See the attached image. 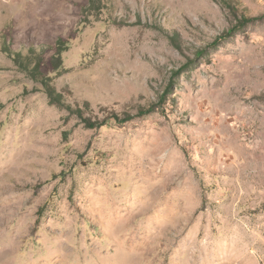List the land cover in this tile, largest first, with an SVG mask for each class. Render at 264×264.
<instances>
[{"label": "rangeland", "instance_id": "1", "mask_svg": "<svg viewBox=\"0 0 264 264\" xmlns=\"http://www.w3.org/2000/svg\"><path fill=\"white\" fill-rule=\"evenodd\" d=\"M88 5L0 0V264H264V0Z\"/></svg>", "mask_w": 264, "mask_h": 264}, {"label": "trees", "instance_id": "2", "mask_svg": "<svg viewBox=\"0 0 264 264\" xmlns=\"http://www.w3.org/2000/svg\"><path fill=\"white\" fill-rule=\"evenodd\" d=\"M101 3V0H89V5L86 7L87 9H94V8H97ZM236 31L235 28H231L230 30H228L226 33H224L222 36H220V38H226L230 35H232L234 32ZM62 40H59L58 41V47L59 48H62ZM58 55V56H57ZM57 55H55L53 57V59H57V58H60L59 55H60V51L57 52ZM20 60L23 61L22 57H19ZM24 62V61H23ZM25 62L26 59H25ZM52 64L54 65L55 68H59L61 66V63H54V60L51 61ZM25 68L31 73L32 77L35 79V80H38L40 81L43 86H44V89H46V92L48 94V97H49V100H50V103L52 104H57L59 106H62V107H67L69 109H71L72 107L70 105H67L65 100H64V97H63V94L58 92L54 87L53 85H51L50 83V79L51 77L47 76V73H45L44 71H42V63L41 62H37L35 64V66L31 67L30 65H24ZM77 111H81V109H77ZM145 112L143 110L139 111L137 114H129L127 116H125L124 118H120L119 116H117V120L120 121V122H125V121H128L130 119H132L134 116L136 115H141V114H144ZM86 122H87V126L89 127H97V126H100L103 124V122H100V121H93L92 119L90 118H86L85 119Z\"/></svg>", "mask_w": 264, "mask_h": 264}]
</instances>
